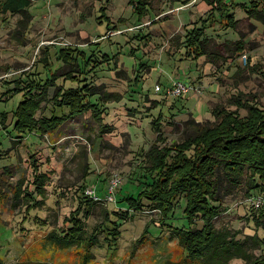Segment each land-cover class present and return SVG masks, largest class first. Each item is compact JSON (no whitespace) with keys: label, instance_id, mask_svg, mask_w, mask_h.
<instances>
[{"label":"rangeland","instance_id":"374dc122","mask_svg":"<svg viewBox=\"0 0 264 264\" xmlns=\"http://www.w3.org/2000/svg\"><path fill=\"white\" fill-rule=\"evenodd\" d=\"M101 6L111 21L109 28L104 18L98 22ZM209 8L205 0H151L148 14L136 21L128 0H32L26 29L19 24L21 14H0V115L7 114L4 123L0 117V264H167L184 258L174 233L182 220V200L164 221L147 207L120 220L118 237L109 233L112 225L103 226L91 248L92 257H85V249L79 247L82 242L61 249L47 235L69 226L66 220L73 212L86 224L83 237L93 234L105 210L116 207L104 196L112 176L120 178L119 187L133 191L150 146L183 140L195 130L190 120H214L211 108L216 104L235 109L238 96L264 109V25L239 4L231 7L237 20L234 28L215 24L205 29L209 54L199 58L181 54L187 31L206 18ZM239 40L244 42L242 51L235 49ZM61 47L116 56L115 63H102L89 79L102 94L118 99L101 101L96 94L92 99L102 112L101 121L88 111L54 133L25 134L32 135L27 141L11 128L13 110L29 83L40 82L49 66L57 67L59 76L48 88L38 117L49 115L59 87L75 85L64 78L70 66L57 59ZM243 54L246 67L241 63ZM179 71L193 87L190 92L173 97L164 88L156 91L165 76L168 84L163 87H170ZM239 113L245 115L246 109ZM158 119L162 139H157L160 135L154 129ZM39 174L44 175L36 180ZM214 180L220 199L211 201L219 206L215 228L227 232L228 238L248 240L246 247L252 248L249 236L264 235L256 224L260 210L253 208L254 198L262 195L249 191L247 174L237 184L221 171ZM82 186L94 187L105 198L88 215L80 202ZM202 225L197 218L193 228ZM262 251L253 249L255 255Z\"/></svg>","mask_w":264,"mask_h":264},{"label":"trees","instance_id":"16d2710c","mask_svg":"<svg viewBox=\"0 0 264 264\" xmlns=\"http://www.w3.org/2000/svg\"><path fill=\"white\" fill-rule=\"evenodd\" d=\"M150 1L128 0L136 21L147 15ZM205 2L210 6L206 18H200L199 24L194 25L184 36V45L182 44L184 50L181 54L185 57L199 58L209 54L207 39L203 38L205 29L215 24L226 29L236 26L237 20L231 11L235 4H239L247 15L264 25V0H205ZM31 5L32 0H0V14H21L24 18L19 24L25 28L30 23ZM99 11L98 22L102 23L104 18L109 28L111 21L105 14V6H101ZM244 48L243 41L235 43L236 50L242 51ZM210 56L216 58L219 54L210 52ZM57 59L70 66V70L64 73L65 79L75 85L59 87L52 97L53 105L49 115L38 117L40 104L46 99L48 88L55 85L58 76L56 70L49 69L51 72L49 78L40 82L31 81L12 113V127L20 136L31 133L43 136L57 129L67 118L88 111L92 112L97 121H101L102 112L97 102L92 99L93 97L95 99L94 95L98 94L96 97L106 102L118 99L114 94H102L89 79L90 73L102 63L111 60L115 63L116 56L98 53L87 55L76 47H61ZM138 66H142V63L140 62ZM179 73L180 71L175 76ZM183 77L186 79L185 75ZM139 83L137 75L134 78V85L137 86ZM14 90L15 93L19 92L18 88ZM233 102L236 105L235 109L219 104L213 106L211 113L214 120L210 122L190 120L195 130L183 140L161 147L157 144L151 145L145 153L146 164L138 182L133 185V191L126 190L122 185L119 187L117 193L115 192L116 207L105 210L103 220L96 226L93 234H88V240H85L87 235L83 237L86 224L83 226L81 219L76 215L77 212H73L66 220L69 226L62 231L52 230L48 233L47 237L51 243L62 249L82 242L79 247L85 249L83 250L85 257L89 255L92 257L91 248L98 242L96 235L103 226L112 225L113 231L109 233L112 237H118L120 220H127L134 213L141 212L147 207L158 212L159 220L164 221L172 215L179 200H182L184 203L182 220L179 227L174 228V233L179 238L185 255L183 259L168 261L167 264H231L230 261L235 258L243 260L240 264H264V235L249 236L253 247L247 249L246 246L250 245L248 240L228 238L227 232L216 229L213 223V219L219 214V206L213 205L211 201L220 200L216 195L217 181L214 177L221 171L237 184L240 178L247 174L249 191L262 195L260 206L253 208L260 210L256 224L264 229V109L256 102L242 100L238 96ZM240 108L246 109L245 115L239 113ZM0 117L4 123L7 114L2 113ZM155 125L153 127L160 135L157 139H162L159 119ZM100 131H104V128ZM43 175L39 174L36 180ZM84 188L82 186L80 202L83 203L88 215L96 201L84 195ZM197 218L202 220L201 228H193ZM255 248L262 249V253L255 255L253 253Z\"/></svg>","mask_w":264,"mask_h":264},{"label":"built area","instance_id":"2783aa9c","mask_svg":"<svg viewBox=\"0 0 264 264\" xmlns=\"http://www.w3.org/2000/svg\"><path fill=\"white\" fill-rule=\"evenodd\" d=\"M241 59H242L241 63L245 65L247 63V56L243 54L241 56ZM182 72L180 71V73L177 76L172 78L171 86L164 90L165 94L173 96V97H178V96H181L183 94L190 92L193 89L191 84H189L187 80L185 79V77H183L185 74L184 72L183 73ZM156 90L159 91L160 87L157 86ZM120 184H121V181L118 175L115 174L114 176H112L111 180L108 183L106 194L104 195L106 196L107 200L109 201L115 200V192ZM84 193L85 195H87L89 198H91L93 201H96V202H101L103 201V199H105V198H102L100 195H98V193L92 186L90 187L88 186L87 188L85 187ZM261 203H262L261 199L254 198L253 207L258 208Z\"/></svg>","mask_w":264,"mask_h":264},{"label":"crops","instance_id":"0c3cea01","mask_svg":"<svg viewBox=\"0 0 264 264\" xmlns=\"http://www.w3.org/2000/svg\"><path fill=\"white\" fill-rule=\"evenodd\" d=\"M226 1H228V0H226ZM148 14V13H147ZM66 65V64H65ZM49 69H51L52 71H55L56 69H57V67L56 68H54L53 67V65H51V66H49L48 68H47V70H48V72H47V74L45 75V77H43L42 79H41V81L43 80H45L46 78H49L50 77V71H49ZM57 71V70H56ZM66 73V72H65ZM172 73H173V71H172ZM171 74V73H170ZM63 75H64V73H63ZM57 76H59V75H57ZM167 76H165L164 78H165V81L163 82V85L164 86H166V84H168V79L166 78ZM58 78V77H57ZM64 78H65V75H64ZM68 80V79H67ZM163 85H162V83L161 82H159V84H157L156 85V87L157 86H160V90H159V92L160 91H163L162 89L164 88V90H165V87H163ZM156 87H155V89H156ZM17 93H19V92H17ZM76 117V116H75ZM71 118H74V117H71ZM71 118H67L66 120H64L61 124H60V126L62 125V124H64L66 121H68L69 119H71ZM59 126V127H60ZM58 127V128H59ZM57 128V129H58ZM12 130H13V132H16L14 129H13V127L11 128ZM57 129H55L54 131H52L53 133L57 130ZM17 133V132H16ZM50 133V132H49ZM33 134V133H32ZM17 135H19L18 133H17ZM31 136L32 135H30V136H28V135H23L22 137H25V139H27V141L31 138ZM34 136H39V135H37V134H34Z\"/></svg>","mask_w":264,"mask_h":264}]
</instances>
